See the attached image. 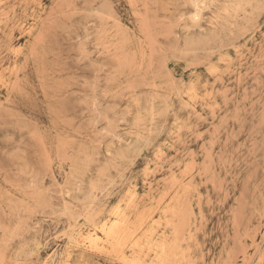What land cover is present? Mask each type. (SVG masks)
<instances>
[{"label":"rangeland","instance_id":"obj_1","mask_svg":"<svg viewBox=\"0 0 264 264\" xmlns=\"http://www.w3.org/2000/svg\"><path fill=\"white\" fill-rule=\"evenodd\" d=\"M157 247L264 264V0H0V264Z\"/></svg>","mask_w":264,"mask_h":264},{"label":"bare ground","instance_id":"obj_2","mask_svg":"<svg viewBox=\"0 0 264 264\" xmlns=\"http://www.w3.org/2000/svg\"><path fill=\"white\" fill-rule=\"evenodd\" d=\"M151 171V170H150ZM148 172V171H147ZM125 195H127V194H125ZM134 196V195H133ZM129 198H130V196H128ZM133 198V197H132ZM129 201V200H128ZM198 204V203H197ZM127 210V209H126ZM123 214V213H122ZM115 215V214H114ZM111 216V215H110ZM125 218V217H124ZM124 218H122L121 219V222L119 221L117 224H109V223H106V222H103L102 223V225L101 226H99L98 228H100V233H101V235L103 236V238H102V245L103 246H108L109 247V245H114L115 247H120V249L121 248H123V246H124V243H122V242H125V241H122V240H124V238H123V229H124V227H125V219ZM135 219V218H134ZM136 220V219H135ZM134 220V221H135ZM101 224V223H100ZM137 225V224H136ZM138 226V225H137ZM156 226V225H155ZM151 228V227H150ZM98 230V229H97ZM99 233V234H100ZM134 235V234H133ZM159 235V234H158ZM150 237V236H149ZM123 238V239H122ZM140 238H143V236H141ZM93 241V240H92ZM152 242V241H151ZM145 244V243H144ZM94 244H92L91 243V246H93ZM125 245H127V243L125 244ZM149 245V244H148ZM128 246V245H127ZM132 246V248L134 249L135 247H137V246H139L138 244H132L131 245ZM114 247V248H115ZM143 247V246H142ZM93 248V247H92ZM148 248V247H147ZM158 248V247H157ZM131 251H132V249H131ZM147 251V250H146ZM156 251L157 252H159L160 253V256H159V258H158V264H167V262H168V253H167V251L163 248V247H160V248H158V249H156ZM114 252V251H113ZM153 252V251H152ZM121 253V252H120ZM137 254V253H136ZM131 258V257H130ZM135 258V257H134ZM136 258H138V257H136ZM139 259V258H138ZM136 260V259H135ZM149 264V263H148ZM157 264V263H156Z\"/></svg>","mask_w":264,"mask_h":264}]
</instances>
